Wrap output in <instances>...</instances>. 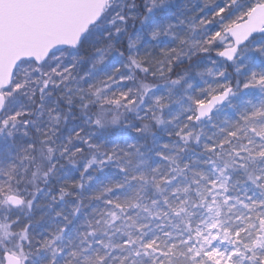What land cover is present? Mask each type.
<instances>
[{"label": "snow or ice", "instance_id": "6c2138e0", "mask_svg": "<svg viewBox=\"0 0 264 264\" xmlns=\"http://www.w3.org/2000/svg\"><path fill=\"white\" fill-rule=\"evenodd\" d=\"M0 264H264V0H0Z\"/></svg>", "mask_w": 264, "mask_h": 264}]
</instances>
